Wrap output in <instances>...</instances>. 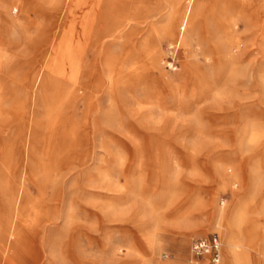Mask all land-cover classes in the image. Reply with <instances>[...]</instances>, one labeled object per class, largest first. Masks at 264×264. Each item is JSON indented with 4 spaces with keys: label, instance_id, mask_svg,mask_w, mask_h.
<instances>
[{
    "label": "rangeland",
    "instance_id": "rangeland-1",
    "mask_svg": "<svg viewBox=\"0 0 264 264\" xmlns=\"http://www.w3.org/2000/svg\"><path fill=\"white\" fill-rule=\"evenodd\" d=\"M189 1L0 0V264H264V0Z\"/></svg>",
    "mask_w": 264,
    "mask_h": 264
},
{
    "label": "bare ground",
    "instance_id": "bare-ground-1",
    "mask_svg": "<svg viewBox=\"0 0 264 264\" xmlns=\"http://www.w3.org/2000/svg\"><path fill=\"white\" fill-rule=\"evenodd\" d=\"M188 1V0H187ZM180 2H181V0H171V9H172V11L173 10H175L176 8H177V6L180 4ZM130 3H132L131 4V10L133 11V13L134 14H136V17L139 15L138 13H140L145 7H147V0H130ZM200 0H190L189 2H188V4L186 5V12L185 13H187L188 12V10L190 9V6L192 5L195 9H198L199 8V6H200ZM187 14H184V18H183V20H181L182 22H181V24H180V28H179V34H180V36H179V38H178V40L180 39L181 40V38H185V36L187 37V35H185L184 33H182V31L181 30H184L185 29V25H187L188 26V28H189V30H194V24H195V18H194V16L193 17H191V18H188L187 16H186ZM181 18V19H182ZM222 20V19H221ZM220 22V21H219ZM224 22V21H223ZM172 22L170 21V20H168L164 25H163V27H162V29H161V33L163 34V35H170L172 32H173V27H172ZM110 35V34H109ZM188 38V37H187ZM187 38H185V40H187ZM111 77H112V74H111ZM223 213H224V211H223ZM237 216H235L234 218H236ZM221 218H222V216H221ZM231 223L230 222H228V220H227V222H226V228H227V232H230V230L232 229L231 228ZM230 243H231V245L233 246L234 244H235V240H234V238L232 237V239H230ZM230 245V246H231ZM233 249V248H232Z\"/></svg>",
    "mask_w": 264,
    "mask_h": 264
},
{
    "label": "built area",
    "instance_id": "built-area-1",
    "mask_svg": "<svg viewBox=\"0 0 264 264\" xmlns=\"http://www.w3.org/2000/svg\"><path fill=\"white\" fill-rule=\"evenodd\" d=\"M191 257L198 260L205 258L211 264H218L221 259V244L219 235L215 232L207 236H197L191 240Z\"/></svg>",
    "mask_w": 264,
    "mask_h": 264
}]
</instances>
